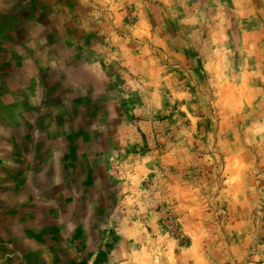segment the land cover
<instances>
[{"label":"clouds","instance_id":"obj_1","mask_svg":"<svg viewBox=\"0 0 264 264\" xmlns=\"http://www.w3.org/2000/svg\"><path fill=\"white\" fill-rule=\"evenodd\" d=\"M0 264H264V0H0Z\"/></svg>","mask_w":264,"mask_h":264},{"label":"rangeland","instance_id":"obj_2","mask_svg":"<svg viewBox=\"0 0 264 264\" xmlns=\"http://www.w3.org/2000/svg\"><path fill=\"white\" fill-rule=\"evenodd\" d=\"M3 23L5 24V25H7V23H8V21L7 20H5V21H3ZM73 160L75 159V150L73 149V155H72V157H71ZM88 183H91V175H89V181H88ZM103 259V257H101V260Z\"/></svg>","mask_w":264,"mask_h":264}]
</instances>
